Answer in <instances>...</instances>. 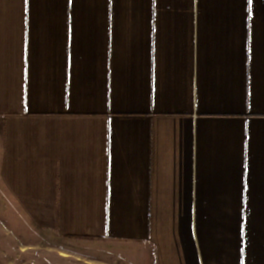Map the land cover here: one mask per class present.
Instances as JSON below:
<instances>
[{
	"label": "crops",
	"instance_id": "crops-1",
	"mask_svg": "<svg viewBox=\"0 0 264 264\" xmlns=\"http://www.w3.org/2000/svg\"><path fill=\"white\" fill-rule=\"evenodd\" d=\"M0 207L23 256L264 264V0H0Z\"/></svg>",
	"mask_w": 264,
	"mask_h": 264
},
{
	"label": "rangeland",
	"instance_id": "rangeland-1",
	"mask_svg": "<svg viewBox=\"0 0 264 264\" xmlns=\"http://www.w3.org/2000/svg\"><path fill=\"white\" fill-rule=\"evenodd\" d=\"M7 217L2 215L0 207V264H72L70 261L62 263L49 257L47 248L25 249L28 255H19L17 246V232L13 225L7 223ZM34 254V258L32 256ZM56 261V262H54Z\"/></svg>",
	"mask_w": 264,
	"mask_h": 264
}]
</instances>
